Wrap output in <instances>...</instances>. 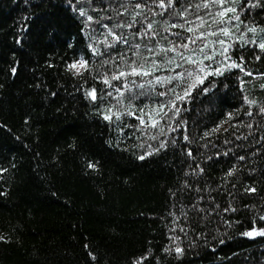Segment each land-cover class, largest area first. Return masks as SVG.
<instances>
[{"label":"trees","instance_id":"trees-1","mask_svg":"<svg viewBox=\"0 0 264 264\" xmlns=\"http://www.w3.org/2000/svg\"><path fill=\"white\" fill-rule=\"evenodd\" d=\"M260 43L264 0H0V264H264Z\"/></svg>","mask_w":264,"mask_h":264},{"label":"snow or ice","instance_id":"snow-or-ice-1","mask_svg":"<svg viewBox=\"0 0 264 264\" xmlns=\"http://www.w3.org/2000/svg\"><path fill=\"white\" fill-rule=\"evenodd\" d=\"M171 2H172V0H169V4H171ZM217 2H221V0H217ZM163 6H164V5L162 4L161 7H163ZM205 7H207V5H205ZM228 11L231 12V11H234V9H228ZM82 14H83V13H82ZM224 14H225L224 12H221V13H220V16L223 17ZM173 26H175V25H173ZM149 27H151V25H150ZM189 31H191V29H189ZM253 31H254V30H253ZM223 35H224V36H228V35H229V32H228L227 29L223 30ZM221 44H223V42H221ZM259 48H260L262 51H264V43H260V44H259ZM224 51L227 52V48H225ZM229 67H237V65H236V64H232V65H229ZM85 68H86V63H85L83 60H81V61H79V62L69 64L67 70H68V71H75V73H76L77 75H79V74L81 73V69H85ZM13 71H15V70H13ZM131 74H132V75H140V74H142V73H140V72L137 71L136 69H133V71H132ZM143 74H147V73H143ZM215 74H221V70H220V69H217ZM120 75H121V76H124L125 73L121 72ZM113 79H118V77H113ZM197 82H198V83H202L203 81H202V80H198ZM105 83H108V81L106 80ZM88 95L91 96L93 99L95 98V92H94V91H93V92H89ZM185 95H187V93H185ZM179 98H182V97H179ZM248 102H249L250 104H251V103H254L253 101H248ZM262 111H264V109H262ZM105 119H110V116H105ZM89 166L92 167V165H89ZM254 234H255V235H264V232H257V233H254V232H248V233H246V235H248V236H250V237L253 236ZM180 251H181V250H180L179 248H177V252H180Z\"/></svg>","mask_w":264,"mask_h":264}]
</instances>
